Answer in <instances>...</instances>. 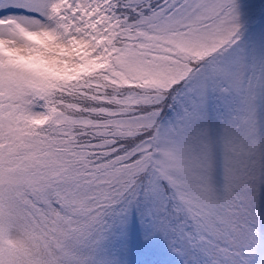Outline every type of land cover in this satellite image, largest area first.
<instances>
[{
	"label": "snow or ice",
	"instance_id": "1",
	"mask_svg": "<svg viewBox=\"0 0 264 264\" xmlns=\"http://www.w3.org/2000/svg\"><path fill=\"white\" fill-rule=\"evenodd\" d=\"M0 264H264V0H0Z\"/></svg>",
	"mask_w": 264,
	"mask_h": 264
}]
</instances>
